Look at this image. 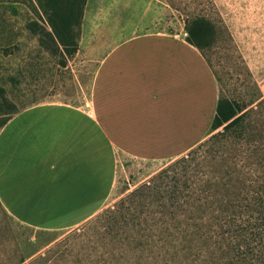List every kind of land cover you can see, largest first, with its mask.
I'll return each mask as SVG.
<instances>
[{
	"label": "crops",
	"instance_id": "1",
	"mask_svg": "<svg viewBox=\"0 0 264 264\" xmlns=\"http://www.w3.org/2000/svg\"><path fill=\"white\" fill-rule=\"evenodd\" d=\"M186 36L119 40L99 58L84 105L43 102L11 116L0 129L2 208L35 231L70 230L109 200L120 158L168 161L203 143L219 92Z\"/></svg>",
	"mask_w": 264,
	"mask_h": 264
},
{
	"label": "rangeland",
	"instance_id": "2",
	"mask_svg": "<svg viewBox=\"0 0 264 264\" xmlns=\"http://www.w3.org/2000/svg\"><path fill=\"white\" fill-rule=\"evenodd\" d=\"M209 19L216 41L202 51L219 97L241 104L264 99V0H87L77 51L66 57L50 51L28 29L49 30L38 0H0V87L10 111L43 102L84 105L99 58L117 41L143 33L179 34L193 16ZM61 49V47H60ZM250 106V107H252ZM223 127L206 139L218 136ZM187 154L146 162H118L115 186L104 207L70 230L35 231L14 220L0 205V264H82L107 259L129 216L155 188L172 186L173 174ZM101 264V263H99Z\"/></svg>",
	"mask_w": 264,
	"mask_h": 264
},
{
	"label": "trees",
	"instance_id": "3",
	"mask_svg": "<svg viewBox=\"0 0 264 264\" xmlns=\"http://www.w3.org/2000/svg\"><path fill=\"white\" fill-rule=\"evenodd\" d=\"M38 3L49 30L36 23L28 29L51 52L71 57L87 0ZM184 31L201 53L216 41L203 16L187 18ZM257 100L219 97L211 131H223L192 149L173 185L155 188L129 216L107 259L82 264H264V99L252 106ZM7 106L0 87V112ZM18 112L7 113L0 129Z\"/></svg>",
	"mask_w": 264,
	"mask_h": 264
}]
</instances>
